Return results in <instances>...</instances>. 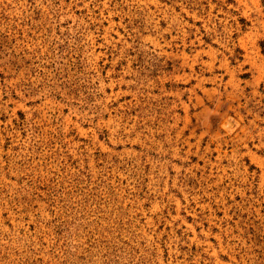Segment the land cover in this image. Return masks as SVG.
<instances>
[{"label": "rangeland", "instance_id": "obj_1", "mask_svg": "<svg viewBox=\"0 0 264 264\" xmlns=\"http://www.w3.org/2000/svg\"><path fill=\"white\" fill-rule=\"evenodd\" d=\"M0 264H264V0H0Z\"/></svg>", "mask_w": 264, "mask_h": 264}]
</instances>
